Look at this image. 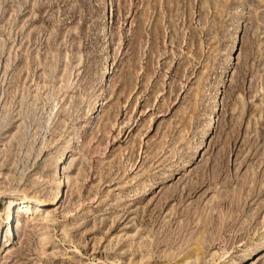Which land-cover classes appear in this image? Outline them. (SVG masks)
<instances>
[{
	"label": "rangeland",
	"instance_id": "374dc122",
	"mask_svg": "<svg viewBox=\"0 0 264 264\" xmlns=\"http://www.w3.org/2000/svg\"><path fill=\"white\" fill-rule=\"evenodd\" d=\"M0 264H264V0H0Z\"/></svg>",
	"mask_w": 264,
	"mask_h": 264
},
{
	"label": "bare ground",
	"instance_id": "6f19581e",
	"mask_svg": "<svg viewBox=\"0 0 264 264\" xmlns=\"http://www.w3.org/2000/svg\"><path fill=\"white\" fill-rule=\"evenodd\" d=\"M64 158V157H63ZM65 159L61 161L64 163ZM32 205H35L37 208H40L43 205V202L38 199H31L27 196L18 197V196H11L8 199V210L6 212V220H5V231L6 235L9 238L7 241V246L12 243L15 238V235L18 231V216L19 211L28 210Z\"/></svg>",
	"mask_w": 264,
	"mask_h": 264
}]
</instances>
